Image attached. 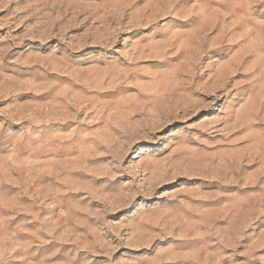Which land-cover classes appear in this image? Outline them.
<instances>
[{
	"label": "rangeland",
	"instance_id": "rangeland-1",
	"mask_svg": "<svg viewBox=\"0 0 264 264\" xmlns=\"http://www.w3.org/2000/svg\"><path fill=\"white\" fill-rule=\"evenodd\" d=\"M0 264H264V0H0Z\"/></svg>",
	"mask_w": 264,
	"mask_h": 264
}]
</instances>
